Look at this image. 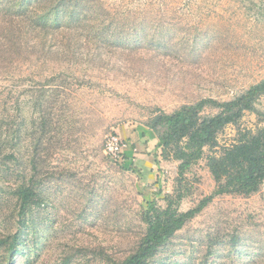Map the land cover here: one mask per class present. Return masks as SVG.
Listing matches in <instances>:
<instances>
[{
    "label": "rangeland",
    "instance_id": "374dc122",
    "mask_svg": "<svg viewBox=\"0 0 264 264\" xmlns=\"http://www.w3.org/2000/svg\"><path fill=\"white\" fill-rule=\"evenodd\" d=\"M263 78L264 0H0V161L13 165L0 174V238L21 233L14 264H114L145 230L142 187L161 191L162 208L168 196L180 211L196 206L216 187L210 149L180 177L138 126ZM258 108L239 126L264 127V95ZM236 132L229 125L216 149ZM111 135L133 152L131 169L109 152ZM24 174L41 194L25 217ZM173 260L264 264V183L214 196L158 257Z\"/></svg>",
    "mask_w": 264,
    "mask_h": 264
},
{
    "label": "trees",
    "instance_id": "16d2710c",
    "mask_svg": "<svg viewBox=\"0 0 264 264\" xmlns=\"http://www.w3.org/2000/svg\"><path fill=\"white\" fill-rule=\"evenodd\" d=\"M47 14L49 12L44 13V15ZM57 15H52L50 20L42 22L54 25L58 20ZM45 18L47 17L42 16L40 20ZM12 36V34L9 35L11 45L15 44ZM263 95L264 78L228 100L206 97L182 104L170 112L158 109L147 125L138 126L141 135L157 139L156 148L161 149L165 159L172 158L179 161L180 177H184L192 165L203 158L206 150L210 149L207 165L216 187L212 194L185 211L174 207V200L169 196L167 206L160 207L154 197L161 191L152 193L150 186L142 187L141 193L146 201L142 214L146 224L145 230L131 252L114 264H191L178 260L160 263L158 257L176 233L199 214L214 196L220 194L249 196L261 189L264 183V127L242 128L239 125L247 112H259L258 103ZM229 125L237 128L235 142L216 149L220 145L219 135ZM1 152L2 138L0 137ZM14 156L10 153L6 158H14ZM31 162L34 164V158ZM122 166L127 169L132 168L133 152L131 150L124 151ZM12 167L13 165H9L7 161H0V174H8ZM37 168V164L32 165L33 173ZM15 196L19 216L25 217L41 198L37 180L33 174L22 176V180H19L15 188ZM21 240L22 236L18 230L0 238V252L4 261L2 264H14V260L21 253Z\"/></svg>",
    "mask_w": 264,
    "mask_h": 264
},
{
    "label": "built area",
    "instance_id": "2783aa9c",
    "mask_svg": "<svg viewBox=\"0 0 264 264\" xmlns=\"http://www.w3.org/2000/svg\"><path fill=\"white\" fill-rule=\"evenodd\" d=\"M106 146L111 154L118 156H120V154H122L127 149V143L123 144L115 135H111L108 138Z\"/></svg>",
    "mask_w": 264,
    "mask_h": 264
}]
</instances>
